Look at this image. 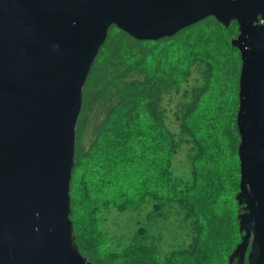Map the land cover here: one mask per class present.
<instances>
[{
  "label": "trees",
  "instance_id": "obj_1",
  "mask_svg": "<svg viewBox=\"0 0 264 264\" xmlns=\"http://www.w3.org/2000/svg\"><path fill=\"white\" fill-rule=\"evenodd\" d=\"M238 34L237 22L227 28L214 17L158 41L110 29L83 90L70 187L76 244L92 264H229L245 235ZM175 97L177 133L165 106ZM184 146L180 176L174 162ZM144 211L126 240L105 228L113 212ZM172 218L189 243L164 253L160 224Z\"/></svg>",
  "mask_w": 264,
  "mask_h": 264
},
{
  "label": "water",
  "instance_id": "obj_2",
  "mask_svg": "<svg viewBox=\"0 0 264 264\" xmlns=\"http://www.w3.org/2000/svg\"><path fill=\"white\" fill-rule=\"evenodd\" d=\"M208 17L237 22L231 44L242 61L245 235L229 264H242L251 236V264H264V0H0V264H92L76 244L70 187L83 90L100 49L112 27L158 41Z\"/></svg>",
  "mask_w": 264,
  "mask_h": 264
},
{
  "label": "rangeland",
  "instance_id": "obj_3",
  "mask_svg": "<svg viewBox=\"0 0 264 264\" xmlns=\"http://www.w3.org/2000/svg\"><path fill=\"white\" fill-rule=\"evenodd\" d=\"M196 78L194 77L187 88H190L196 83ZM179 97H175L172 101L166 100L165 106L168 110L167 113V126L172 132H178V123L175 118V105ZM189 146H184L181 152L178 154L174 166L175 173L180 176L185 175L186 169V155ZM147 216V211L138 213V212H128L120 214L118 212H113L112 215L108 218L105 228L108 229V232L115 239L126 240V238L134 232L140 225L144 224L145 217ZM178 222L176 219H171L169 222L161 223L160 228L163 232V242L161 243L162 252L166 253L172 250L174 247H185L189 243L187 236V231L182 230L177 226ZM115 244H112V246Z\"/></svg>",
  "mask_w": 264,
  "mask_h": 264
},
{
  "label": "flooded vegetation",
  "instance_id": "obj_4",
  "mask_svg": "<svg viewBox=\"0 0 264 264\" xmlns=\"http://www.w3.org/2000/svg\"><path fill=\"white\" fill-rule=\"evenodd\" d=\"M244 213H245V211H244V206L242 205V208H241V212H240V214H244ZM246 229H250V227L247 226ZM246 229H245V230H246ZM243 234H245V232H244ZM249 242H250V245H249V247H248V250H249V248L252 247V245H253V236H251V238L249 239ZM248 250H247V251H248ZM250 253H251V252H250ZM247 259L249 260V264H251L249 251L245 254L244 261L242 262V264H247V263H248ZM232 264H240V263H239V259H238V258H235V259L232 261Z\"/></svg>",
  "mask_w": 264,
  "mask_h": 264
}]
</instances>
